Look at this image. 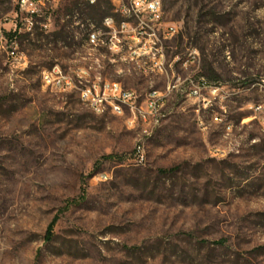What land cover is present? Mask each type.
Listing matches in <instances>:
<instances>
[{
  "label": "rangeland",
  "instance_id": "rangeland-1",
  "mask_svg": "<svg viewBox=\"0 0 264 264\" xmlns=\"http://www.w3.org/2000/svg\"><path fill=\"white\" fill-rule=\"evenodd\" d=\"M77 1L31 20L0 0L19 30V60L0 50V264H264V0H162L178 32L147 47L163 48V73L130 38L137 18ZM110 16L131 22L119 50L89 43ZM55 66L66 89L44 82ZM103 81L144 109L161 93L145 162L153 123L81 99Z\"/></svg>",
  "mask_w": 264,
  "mask_h": 264
},
{
  "label": "built area",
  "instance_id": "built-area-1",
  "mask_svg": "<svg viewBox=\"0 0 264 264\" xmlns=\"http://www.w3.org/2000/svg\"><path fill=\"white\" fill-rule=\"evenodd\" d=\"M50 0H19V9L25 15V19H34L40 13L49 9ZM87 6H96L100 0H79ZM113 9L119 15L126 18H137L138 31H132L134 36L130 37L135 41L144 43V56L152 57L153 71L163 73L165 67V53L162 47H147L149 42L157 46L159 38L156 31L164 30V36L175 35L178 29L175 25H168L163 20L164 9L162 0H111ZM147 17L148 19H144ZM105 29L94 28L91 32V41L95 46H103L119 50L121 45L128 39L125 33L131 31V22L122 21L117 25L114 17L110 16V21L104 23ZM18 27L7 31L0 21V50L7 52L13 60L18 61L17 34ZM12 34V35H9ZM123 34V36H122ZM154 36V37H153ZM144 41V42H143ZM81 76V71H78ZM70 76L59 66H55L48 74H43L44 82L47 86L60 87L66 89L70 86ZM192 95H199V89L194 88L190 92ZM138 95L134 90L125 88L119 82L103 81L85 84L81 88V99L90 109L99 115L107 113L108 108H115L116 111L124 113L128 107L136 119L138 115L144 123H153V126L145 127L138 144L135 148V157L138 162L146 160V146L144 139L161 123V108L163 105L162 95L159 91H153L146 100V109L137 105ZM134 124V120L131 122ZM150 125V124H149Z\"/></svg>",
  "mask_w": 264,
  "mask_h": 264
},
{
  "label": "trees",
  "instance_id": "trees-1",
  "mask_svg": "<svg viewBox=\"0 0 264 264\" xmlns=\"http://www.w3.org/2000/svg\"><path fill=\"white\" fill-rule=\"evenodd\" d=\"M102 0H100V2L98 3V5H96V6H94V7H92V6H87V5H84V9H87V8H94V9H96V8H99V10H102L103 12H105V13H107L108 12V10H110V9H113V5H112V1L111 0H108V2L107 3H105L107 6H106V8H105V10L102 8L103 6H102ZM76 7L79 9V10H84V9H82V8H80L81 6V4L77 1L76 3ZM108 9V10H107ZM9 35H12V34H9ZM56 222H57V219H54L53 220V222L50 224V226H49V229H48V232H47V239H52V237H53V234H54V227H55V225H56Z\"/></svg>",
  "mask_w": 264,
  "mask_h": 264
},
{
  "label": "bare ground",
  "instance_id": "bare-ground-1",
  "mask_svg": "<svg viewBox=\"0 0 264 264\" xmlns=\"http://www.w3.org/2000/svg\"><path fill=\"white\" fill-rule=\"evenodd\" d=\"M108 21H110V17H107L106 19H105V22H108ZM48 74V73H47ZM112 110L114 111V112H116V113H121V112H118V111H116V109L115 108H112ZM122 114V113H121ZM145 146V145H144Z\"/></svg>",
  "mask_w": 264,
  "mask_h": 264
}]
</instances>
